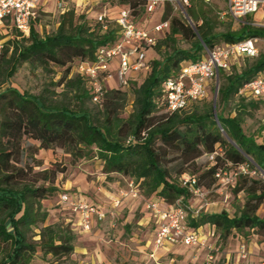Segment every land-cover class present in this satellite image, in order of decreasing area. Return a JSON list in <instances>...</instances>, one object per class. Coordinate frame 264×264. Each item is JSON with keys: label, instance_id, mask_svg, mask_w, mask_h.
Listing matches in <instances>:
<instances>
[{"label": "trees", "instance_id": "1", "mask_svg": "<svg viewBox=\"0 0 264 264\" xmlns=\"http://www.w3.org/2000/svg\"><path fill=\"white\" fill-rule=\"evenodd\" d=\"M198 1L202 2L190 0L188 8L195 25L172 17L167 29L152 45L156 52L162 45L173 43L175 36L180 34L194 38L190 47L173 45L162 59H149L147 69L130 77L127 87H131L134 98L133 109L127 117L121 115L126 92L120 87L107 88L99 100L94 101L95 108H89L86 102L92 100L94 94L89 79L77 71L70 76L71 65L66 66L65 74L53 85H61L64 92L71 93L76 100L74 105L53 101L48 89L37 95L21 92L10 85L0 90V264H29L37 251L63 256L74 249L75 235L70 221L65 225L45 224L48 212L42 201L57 190L55 171L44 175L48 185L35 184L29 178L31 168L18 165L24 137L38 140L39 148L57 146L77 156L93 154L103 161L106 172L135 178L146 193L156 194L165 206L173 205L179 197L185 201L191 196L189 188L181 184V176L187 173L184 164L193 163L216 148H220L221 153L196 177L197 186L202 184L200 180L204 177L215 180L217 170H227L232 165L244 164L264 174V141L257 142L244 133L240 114V108L256 107L259 101H264L251 98L244 103L248 97L238 94L245 83L264 71V52L255 57H237L252 59V62L239 68L235 60L229 73L218 71L214 83L218 86L219 103L225 106L234 96L241 98L235 115L224 116L222 111H216L224 133L215 119L213 101L202 109L194 105L207 96L190 101L179 111L165 110L163 80L177 73L183 62L201 59L204 45L211 48L220 41L235 42L251 35H263L260 34L263 29L250 25H244L237 32L215 33L213 20L204 10L195 9ZM144 2L118 0L120 5L132 8L136 19L144 13ZM139 5L141 10L137 9ZM165 6L171 9L169 4ZM199 19L201 24H198ZM57 22L52 33H40L34 25L27 36L12 30L0 53V85L25 62L46 66L50 62L65 65L70 59L91 61L100 48L113 44L119 37L115 22L107 21L104 28L95 17L90 22L83 15L76 16L74 9L59 13ZM219 76L223 81L218 85ZM176 160L179 165H172ZM234 190L245 194L244 203L237 212L232 215L225 210L199 212L191 217L186 209L187 227L213 226L215 240H225L234 232L244 230L264 235V215L257 214L264 201V178L240 173Z\"/></svg>", "mask_w": 264, "mask_h": 264}, {"label": "rangeland", "instance_id": "2", "mask_svg": "<svg viewBox=\"0 0 264 264\" xmlns=\"http://www.w3.org/2000/svg\"><path fill=\"white\" fill-rule=\"evenodd\" d=\"M103 3V4H102ZM53 9L54 4L50 3ZM73 5V4H72ZM120 4L118 0H101V4H94L93 0H85V4L80 5L75 11L77 15H83L84 19L92 22L94 17L107 7L111 13L117 9ZM71 7H74L71 6ZM141 5L137 9L141 10ZM181 8L168 9L167 6H158L153 12L137 16V21L141 26L150 30L154 25L161 22L162 19L170 21L172 17L179 18L182 22L190 25L185 16H188L192 24L195 22L188 14V6ZM224 0H213L206 4L197 2L196 10H204L213 20L215 33L237 32L244 25H250L254 28H261L260 34L264 35V11L260 8L255 14L235 18L226 12ZM139 10V11H140ZM167 14V15H166ZM59 13L53 12L41 14L36 22V29L40 33H52L56 30ZM82 19V18H81ZM201 24V20H198ZM193 37L180 34L175 36V41L162 45L156 52L152 47L144 48L146 60L153 58L162 59L163 55L168 53L172 46L180 48H189ZM222 43V41L217 42ZM264 52V43L259 45V53ZM238 67H243L251 63L252 59L238 58ZM79 59L67 60L65 65L50 62L46 66H37L31 63L21 64L15 74L9 80L0 85V90L10 85L21 92L39 94L48 89L53 101L64 102L74 105L76 100L72 98L71 93L63 91V86L53 85L65 74L67 65H71V75H75V67ZM118 57L113 56L109 61V71L111 79L117 76ZM232 70V68L230 69ZM230 70L226 72L229 73ZM135 76V73L132 74ZM141 80V77L137 79ZM215 81V80H214ZM210 82L208 85V95L205 99L197 102L198 109L205 107L207 103H212L215 97L216 83ZM223 81L219 76L218 85ZM105 82V87L110 88V84ZM137 82V81H136ZM216 82V81H215ZM126 92V103L122 110V116L127 117L133 109V91L131 87H124ZM241 96V95H240ZM240 96L236 95L223 106L219 103L218 94H216V111H222L224 116L235 115L239 110L238 104L241 101ZM250 97L244 100V103L250 101ZM89 108H95L97 105L93 100L86 102ZM240 114L243 118L242 129L245 134L253 136L257 142L264 141V102L259 101L256 107L247 105L240 108ZM22 154L18 165H28L32 174L29 176L35 184L48 185L44 180V175L50 174L54 170L56 173L54 186L57 188L52 194L42 201L44 208L48 212L45 224H63L70 221L74 230L75 239L74 249L71 253L63 256H52L37 251L33 254L29 264H264V235H258L252 231L244 230L234 232L225 240L218 238L212 240L217 251L213 252V258L209 259V250L197 246H175L171 250L164 248L154 249V235L151 233L149 225L144 223L147 204L151 200L159 199L156 194H148L145 188L141 187L139 181L128 175L118 172H106L103 168V161L96 158L93 154L86 156H77L69 152L66 148L53 146L51 148H39V141L30 137H24L22 141ZM179 165L176 160L172 165ZM209 165V159L206 153L194 160L193 163L184 164L187 175L199 176L200 173ZM239 166V165H238ZM238 166L232 165L226 170L227 174L221 177H227L229 172L233 174L231 181L222 180L221 177L213 180L206 176L201 179L203 195H194L183 201L190 204L192 208L199 209L200 212L211 213L221 210L227 211L230 215L237 212L244 203V192H235V181L240 173H249L253 177H263L264 174L258 173L244 166L246 172H240ZM177 167V166H176ZM48 174V175H49ZM77 192L88 202L99 203L106 216L104 219L95 222L88 232H82L72 223L75 214L64 209L58 202V194L63 191ZM160 200V199H159ZM114 203H117L113 206ZM257 214L264 215V201L257 209ZM207 228V226H206ZM200 234H206L203 226L195 228ZM38 232V229H34ZM38 238V237H35ZM245 246L246 257L241 258V245ZM154 249V250H153ZM0 250V257H1ZM151 254H153L151 256Z\"/></svg>", "mask_w": 264, "mask_h": 264}, {"label": "built area", "instance_id": "3", "mask_svg": "<svg viewBox=\"0 0 264 264\" xmlns=\"http://www.w3.org/2000/svg\"><path fill=\"white\" fill-rule=\"evenodd\" d=\"M42 0H0V53L4 41L11 36L12 30L27 36L30 28L39 18L40 3ZM47 1V0H45ZM56 6L61 13L65 9V0H55ZM210 3L213 0H201ZM226 12L235 17H246L255 14L260 8L264 11V0H224ZM169 4L172 8L190 6V0H145L143 4L144 15L153 12L158 6ZM95 19L104 24L113 21L118 27V40L113 44L100 48L93 60H79L75 70L89 79L94 94L93 101H98L100 95L107 88L105 82L112 78L109 71V61L113 56L118 57L116 86L124 88L129 85L130 77L133 73L148 68L144 48L152 47L156 43L159 34L168 27L169 21L162 19L160 23L154 25L150 30L144 29L135 18L132 8L128 6L117 7L110 13L107 7L95 16ZM264 43V35H251L235 42H222L213 47L204 45V55L197 61H185L181 64L180 70L162 82V101L165 110L168 112L184 109L190 101L200 100L208 95V85L217 80L218 71L229 70L231 64L239 56L255 57L259 53V45ZM238 94L264 101V71L245 83ZM219 129L224 133L223 128ZM221 153L220 148L213 152L206 153L210 162L215 156ZM244 164L239 165L240 172H246ZM226 175V170L219 169L215 177L220 179V175ZM233 174L221 177L222 180L231 181ZM196 177L183 174L181 184L187 186L194 195H203L202 187L196 185ZM58 202L64 209L69 210L77 216L72 222L78 230L88 232L91 230L94 219H104L106 211L98 204L88 202L77 192L63 190L58 194ZM117 203H114L115 206ZM186 209H189L191 217H195L200 212L199 209L192 208L190 204L178 199L173 205L165 206L162 200H151L147 204L149 217L153 220L155 234L153 239L154 249L164 248L170 250L175 246H197L209 250V259L213 258L215 248V230L213 226L204 225L206 234H200L193 229H189L185 224ZM207 226V228H206ZM153 249V250H154ZM153 254H151L152 256ZM241 258L246 257L245 246L241 245Z\"/></svg>", "mask_w": 264, "mask_h": 264}, {"label": "crops", "instance_id": "4", "mask_svg": "<svg viewBox=\"0 0 264 264\" xmlns=\"http://www.w3.org/2000/svg\"><path fill=\"white\" fill-rule=\"evenodd\" d=\"M93 1H94V4H99V5L101 4V0H93ZM51 2H52V4H54L53 9L51 8V5H50ZM72 4L74 5V7H71V6H73ZM84 4H85V0H65V9H74L75 11H77L78 7L80 5L83 6ZM119 6L122 7L123 5H119ZM54 10H57L58 13H61L59 11L58 7L56 6V1L55 0H47V1L42 0L41 3H40L39 17H40L41 14L53 12ZM38 20H39V18H38ZM107 83H109L111 87H115L116 86V79H109ZM96 204H98L101 207V204H99V203H96ZM76 219H77V216L75 215L74 216V220H76ZM97 221H100V220L99 219H95L96 223H97ZM93 223H94V221H93ZM144 223L146 225H149V227L151 228V233H152V235H154L156 229H155L153 220L149 217V214L148 215L145 214ZM172 248H174V247H172Z\"/></svg>", "mask_w": 264, "mask_h": 264}, {"label": "water", "instance_id": "5", "mask_svg": "<svg viewBox=\"0 0 264 264\" xmlns=\"http://www.w3.org/2000/svg\"><path fill=\"white\" fill-rule=\"evenodd\" d=\"M185 17H186L187 21L189 22V24L193 25L191 19L188 16H185ZM217 89H218V86L216 85V87H215L216 94H217ZM216 94H215V97L213 99L212 107H213V113H214L215 119L217 120L218 125H220L218 118H217V112H216Z\"/></svg>", "mask_w": 264, "mask_h": 264}]
</instances>
